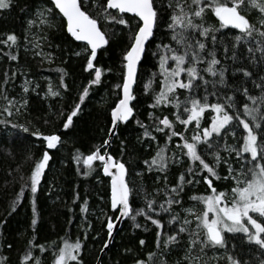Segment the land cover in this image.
Segmentation results:
<instances>
[{
	"label": "snow or ice",
	"instance_id": "6c2138e0",
	"mask_svg": "<svg viewBox=\"0 0 264 264\" xmlns=\"http://www.w3.org/2000/svg\"><path fill=\"white\" fill-rule=\"evenodd\" d=\"M14 9L25 23L22 35L0 38V60L9 64L0 77V132L13 144L28 141L24 159L33 161L27 173L15 169L19 191L0 218L3 236L8 217L25 201L30 206L17 264H44L45 254L50 264H86L90 238L100 243L96 260L105 264L102 256L112 250L123 220L154 230L152 249L145 239L136 248L124 246L132 264H264V0H0V14ZM117 47L114 63L101 66L98 58L112 59ZM73 56L88 73L75 99L64 66ZM29 57L48 65L59 59L55 86L47 77L42 86L26 69ZM149 57L154 70L144 72ZM114 74L105 138L85 154L75 147L78 118L93 90ZM33 95L46 104L43 115L33 116ZM141 96L150 101L147 122L138 118ZM132 122L139 132L129 142L121 126ZM70 143L77 175L108 178L112 214L101 209L97 215H103L101 238L89 220V201L74 189L82 238L71 235L77 217L69 206L64 235L38 243V193L50 162ZM33 148L40 153L35 159ZM138 158L142 167L133 170ZM200 185L203 192H195ZM2 249L11 252L14 245L0 244V264H12Z\"/></svg>",
	"mask_w": 264,
	"mask_h": 264
},
{
	"label": "trees",
	"instance_id": "16d2710c",
	"mask_svg": "<svg viewBox=\"0 0 264 264\" xmlns=\"http://www.w3.org/2000/svg\"><path fill=\"white\" fill-rule=\"evenodd\" d=\"M214 20V17H213ZM25 23L24 14L19 12L18 9L0 14V38H3L4 33L15 31L18 35L23 34ZM120 49L115 48L110 54L112 59L108 56L100 57L99 63L101 66H111L114 61L119 57ZM59 55V54H58ZM67 59V56H64ZM83 59L72 57L67 65H64L69 71L70 75L67 77V82L72 86L70 93L71 97L75 99L78 95V89L83 84H86L88 73L83 72ZM155 63L154 59L149 57L144 63L142 71L149 72L154 70L152 65ZM26 69L35 77H37L44 86L46 84L45 77L51 79L53 84L57 83L58 73L54 71L55 67L59 66L60 61L57 60L56 64L48 65L41 64L37 60H32L30 57L24 60ZM9 67L6 60H0V77L3 72ZM118 68V64H117ZM118 74L109 75L106 79V83L99 89H94L90 98L86 100L82 116L78 118L77 128L75 130V147H80L81 151L85 154L94 145H98L105 138L104 132L101 129H105L108 126V111L111 104L115 101L116 96L113 94L110 85L118 82ZM19 84V80L17 81ZM19 88L14 89V93H18ZM140 114L139 119L146 121V112L149 110L147 104L150 102L148 97L141 96ZM31 107L33 116L43 115L46 110V104L34 95L31 98ZM50 126H44L42 130L48 131ZM139 132L135 123H130L129 126H121V138H128L129 142L135 141V136ZM4 141H8L6 144ZM119 139L115 140L110 151L116 155L119 151ZM28 141H17L15 144L9 140L5 133L0 132V218L5 215L4 209L11 202L14 194L19 191L20 183L18 182V175L15 171L18 166H22V169L27 173L31 167L32 162L29 160L25 162L24 156L28 151ZM74 151L72 143L68 144L61 152L54 158V161L50 162L51 170L46 173L45 180L42 181L41 190L38 193V206L42 215V223L38 230V243L51 242L58 239L59 236H63L68 229L67 220L73 213L68 212V207L75 208L76 219L71 225V235L73 238L76 236H83V233L78 225L82 223L79 214V208L72 205V198L74 189L80 192L82 199L89 201V220L93 224L96 231L100 232L101 238L104 237L101 220H97V215L101 214V209L104 213L111 215L108 205L106 203L109 189L108 178L103 177L102 173L99 174V180L97 174L84 178L77 175L75 168L76 165L70 163V152ZM8 152H12L15 158L9 157ZM33 158L35 159L40 155L39 149L33 148ZM140 156L144 157L145 154L140 152ZM125 160H129L127 155L124 156ZM133 170H140L142 164L140 159L133 160L130 164ZM177 174L179 170H176ZM175 177H170L174 179ZM150 183V181H149ZM77 185L79 186L77 189ZM204 186H198L194 191L197 193L203 192ZM104 197V199H101ZM31 215L30 206L25 201V204L18 209L17 213L8 217L9 223L5 226L4 235L0 236V244H6L11 242L14 245V250L9 252L7 249H2L4 255H9L12 264H17L18 257L22 253L24 247V240L27 238L29 232L28 224ZM139 222L144 223L143 218H138ZM131 221L125 220L122 223L121 228L117 231L116 240L112 250L102 256L105 264H114V261L120 260L121 264H132V257L125 256L123 248L124 246L137 247L138 239H145L148 249H152L154 246L153 231L144 232L141 229H134L131 227ZM151 228V226H150ZM92 233H89L91 237ZM87 245L85 260L86 264H99L96 260L97 256H100V243L91 240V238L85 242ZM146 251L142 255L146 258ZM46 259L44 264H50L51 257L49 254H45Z\"/></svg>",
	"mask_w": 264,
	"mask_h": 264
},
{
	"label": "water",
	"instance_id": "95a60500",
	"mask_svg": "<svg viewBox=\"0 0 264 264\" xmlns=\"http://www.w3.org/2000/svg\"><path fill=\"white\" fill-rule=\"evenodd\" d=\"M107 178V177H106ZM125 220H123V221H121L119 224H118V226H117V228H116V232H115V234L117 233V231H119V229L121 228V226H122V223L124 222ZM101 255V254H100ZM98 264V263H97Z\"/></svg>",
	"mask_w": 264,
	"mask_h": 264
}]
</instances>
